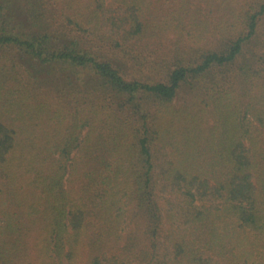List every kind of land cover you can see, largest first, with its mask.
<instances>
[{"label": "trees", "instance_id": "1", "mask_svg": "<svg viewBox=\"0 0 264 264\" xmlns=\"http://www.w3.org/2000/svg\"><path fill=\"white\" fill-rule=\"evenodd\" d=\"M263 20L0 0V264H264Z\"/></svg>", "mask_w": 264, "mask_h": 264}, {"label": "rangeland", "instance_id": "2", "mask_svg": "<svg viewBox=\"0 0 264 264\" xmlns=\"http://www.w3.org/2000/svg\"><path fill=\"white\" fill-rule=\"evenodd\" d=\"M238 1L242 2V0H238ZM256 36H258L259 42L257 44H254V43L251 44L250 45V48H253L254 49V48L258 47L259 44L262 43V47L264 49V45H263V41H264V20L260 24V27H259V30H258V33H257ZM256 49H259V48H256ZM185 91H187V90L185 89ZM184 92H182L181 97H180V100H179L178 103H181L183 100H186L188 98L187 93H184ZM81 264H85V262H82Z\"/></svg>", "mask_w": 264, "mask_h": 264}]
</instances>
